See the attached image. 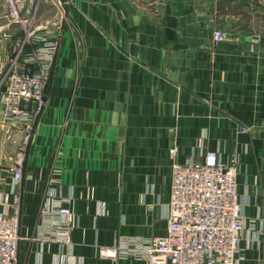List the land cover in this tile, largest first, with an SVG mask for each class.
I'll list each match as a JSON object with an SVG mask.
<instances>
[{"label": "crops", "instance_id": "1", "mask_svg": "<svg viewBox=\"0 0 264 264\" xmlns=\"http://www.w3.org/2000/svg\"><path fill=\"white\" fill-rule=\"evenodd\" d=\"M64 22L16 186L23 130L0 101V198L18 208V264H147L98 249L166 232L172 146L181 162L205 150L238 158L243 213L257 219L242 264H264V0H71ZM6 57L3 45L0 67ZM52 178L76 213L70 244L33 237Z\"/></svg>", "mask_w": 264, "mask_h": 264}, {"label": "built area", "instance_id": "2", "mask_svg": "<svg viewBox=\"0 0 264 264\" xmlns=\"http://www.w3.org/2000/svg\"><path fill=\"white\" fill-rule=\"evenodd\" d=\"M0 1L8 24L24 33L12 42L14 70L7 73L0 93L4 119L19 123L23 130L22 143L12 158L16 186L25 174L36 120L47 104V86L71 0ZM44 5L54 9L52 17L43 16ZM214 39L224 40V31L216 28ZM177 152V147H170L173 164L166 232L152 237L121 235L115 245L99 247V255L114 261L141 259L147 264H242V239L246 230L256 231L257 219L243 213L236 160L229 163L217 151L205 150L181 162L176 160ZM55 184L51 183L44 198L33 237L44 243L70 244L76 213ZM19 225L18 208L8 212L0 198V264H18Z\"/></svg>", "mask_w": 264, "mask_h": 264}, {"label": "rangeland", "instance_id": "3", "mask_svg": "<svg viewBox=\"0 0 264 264\" xmlns=\"http://www.w3.org/2000/svg\"><path fill=\"white\" fill-rule=\"evenodd\" d=\"M1 2V1H0ZM5 7L3 8V6L0 4V27L6 23L5 19H3L1 16L3 14H5L6 12V9L4 11ZM10 25V27H12L11 24H8ZM10 29V28H9ZM15 34L18 35V37L20 36H24V33H23V30H18L19 28H15ZM8 30H6L4 28V30H1L0 31V49L2 48L3 45H5V49H6V63L3 67H0V93L3 92V90L5 89V83H6V79H7V73L11 72L14 70V67L11 65V58H12V49H11V45H12V42L14 41L15 37H11L12 34L10 32H7ZM14 34V35H15ZM17 37V36H16ZM8 59V60H7ZM1 63V62H0ZM3 109V107H2ZM2 119L4 121H9V120H5L4 117H3V113H2ZM241 127H244L245 129V125H240V129L243 130ZM32 137V136H31ZM31 142V141H30ZM21 143H22V139H21ZM20 143V145H21ZM30 145V144H29ZM19 149V148H18ZM18 149L16 151H18ZM29 149V148H28ZM15 151V152H16ZM14 155V154H13ZM26 159H27V156L25 158V163H26ZM236 160V163L237 165L239 166V170H240V164L241 162L239 163V161L237 160L238 158L235 157L234 158ZM240 173V171L238 172V174ZM28 174H31L30 177H32V173H28ZM54 177H58L57 175H55ZM238 177V176H237ZM58 178H52L50 179V182L49 183H56L58 182ZM238 182V181H237ZM55 186L57 187V183L55 184ZM260 227V226H258Z\"/></svg>", "mask_w": 264, "mask_h": 264}, {"label": "bare ground", "instance_id": "4", "mask_svg": "<svg viewBox=\"0 0 264 264\" xmlns=\"http://www.w3.org/2000/svg\"><path fill=\"white\" fill-rule=\"evenodd\" d=\"M98 251H99V249H98Z\"/></svg>", "mask_w": 264, "mask_h": 264}]
</instances>
